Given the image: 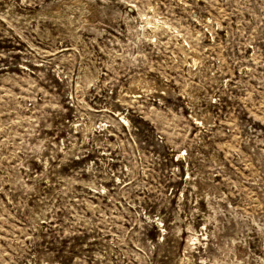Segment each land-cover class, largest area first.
Returning a JSON list of instances; mask_svg holds the SVG:
<instances>
[{"label":"rangeland","instance_id":"374dc122","mask_svg":"<svg viewBox=\"0 0 264 264\" xmlns=\"http://www.w3.org/2000/svg\"><path fill=\"white\" fill-rule=\"evenodd\" d=\"M0 264H264V0H0Z\"/></svg>","mask_w":264,"mask_h":264}]
</instances>
